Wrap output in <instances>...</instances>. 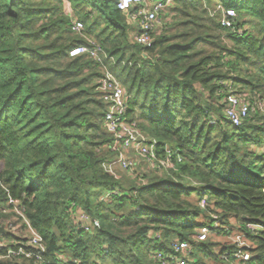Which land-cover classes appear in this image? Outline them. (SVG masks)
I'll use <instances>...</instances> for the list:
<instances>
[{
	"label": "trees",
	"instance_id": "16d2710c",
	"mask_svg": "<svg viewBox=\"0 0 264 264\" xmlns=\"http://www.w3.org/2000/svg\"><path fill=\"white\" fill-rule=\"evenodd\" d=\"M213 1L172 0L146 47L117 0H0V223L24 230L26 220L49 264H159L150 251L175 239L192 245L189 264H264V110L255 102L264 106V0H216L235 10L231 28L208 9ZM88 39L106 53L101 63L69 56ZM103 67L125 88L128 119L168 159L144 177L118 172ZM231 90L251 96L239 125L224 115ZM79 211L99 227L83 231ZM201 227L210 233L199 241ZM241 231L248 247L229 239ZM24 235L1 237L29 251ZM239 250L250 258H235Z\"/></svg>",
	"mask_w": 264,
	"mask_h": 264
},
{
	"label": "built area",
	"instance_id": "2783aa9c",
	"mask_svg": "<svg viewBox=\"0 0 264 264\" xmlns=\"http://www.w3.org/2000/svg\"><path fill=\"white\" fill-rule=\"evenodd\" d=\"M172 0H117L116 6L121 12L130 15L132 19L137 20V26L134 32V40L141 46L149 47L152 44L151 32L160 21V16L165 10L166 6ZM217 11L221 13L220 21L224 27H233L236 12L232 8H224L218 6ZM71 30L74 33H81L82 27L76 21H72ZM86 54L93 61L101 63L106 57L104 50L95 41L88 39V45H80L72 48L69 51V56H76ZM104 77L101 80V97L107 104V110L104 115V122L107 132L112 136L113 142L111 149L118 152L117 165L126 172L131 173L134 171L135 162L128 156L130 150L134 155L144 159L149 169H157L159 164L167 165V158L158 159L154 153L153 144L147 140L144 134L139 130L136 122L128 119V104L126 102V91L124 86L118 79L104 67ZM251 96L247 93H235L232 90L226 96V106L224 115L232 125H239L245 118L248 117L249 112L252 110L249 99ZM257 104L264 108L263 103L256 100ZM259 153L264 157V145L259 149ZM128 154V155H127ZM11 203V202H10ZM199 205L205 208L206 202L204 198L199 199ZM16 213L22 217L21 211L16 209ZM213 222L211 226L214 228L218 226L217 216L211 215ZM76 223L85 232H93L99 227V221L92 218L85 212H76ZM0 227L4 231H0V250L6 248L4 254L0 253V258H7L22 254L25 257H34L35 264H49L43 257L45 252V245L40 235L32 229L25 220V229L21 230L19 224L13 222L3 221ZM258 225L248 223L246 229L255 233ZM3 232L11 234H25L28 237L26 245L31 247V250L25 251L21 246L16 250L12 249L9 241L2 238ZM210 233L208 227H201L199 233L194 235V239L202 241L207 238ZM159 234H156L158 238ZM229 239L238 247H248V241L245 234L235 232ZM153 257L159 264H189L191 261L192 245L184 240H172L169 244V250H154L150 251ZM235 258H242L248 260L250 254L248 252L237 251L234 255Z\"/></svg>",
	"mask_w": 264,
	"mask_h": 264
},
{
	"label": "rangeland",
	"instance_id": "374dc122",
	"mask_svg": "<svg viewBox=\"0 0 264 264\" xmlns=\"http://www.w3.org/2000/svg\"><path fill=\"white\" fill-rule=\"evenodd\" d=\"M218 6H222V5L218 4V1L214 0L212 5L209 6L208 9L213 10L212 9L213 7L217 8ZM65 10L68 14L72 15V9L70 8L69 3H67V2L65 3ZM126 16H127V22L129 24H131V26L133 27V30L135 31V28L137 26V20L132 19L130 17V15H126ZM262 110H264V108ZM128 154L127 155L131 158V160H133L135 162L134 171H132L131 173H127V172H124L123 170H118L119 174H122L124 176V179L128 180V181H129V177H128L129 175L133 176L134 179H138V178L144 177V175L148 174L150 169L148 167L147 162L144 159H142L141 157L134 155V152L131 150ZM231 223H232V225L235 226L234 230L236 231V228L238 226L236 223V220H234V219L231 220ZM218 238L221 240H224L226 237H218Z\"/></svg>",
	"mask_w": 264,
	"mask_h": 264
},
{
	"label": "water",
	"instance_id": "95a60500",
	"mask_svg": "<svg viewBox=\"0 0 264 264\" xmlns=\"http://www.w3.org/2000/svg\"><path fill=\"white\" fill-rule=\"evenodd\" d=\"M243 218H246L245 216H243ZM0 231H4V228L0 227Z\"/></svg>",
	"mask_w": 264,
	"mask_h": 264
}]
</instances>
